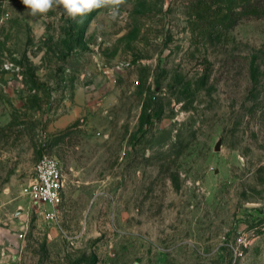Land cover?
<instances>
[{
	"label": "rangeland",
	"instance_id": "obj_1",
	"mask_svg": "<svg viewBox=\"0 0 264 264\" xmlns=\"http://www.w3.org/2000/svg\"><path fill=\"white\" fill-rule=\"evenodd\" d=\"M198 2L0 0V264H264V17ZM43 154L57 206L29 195Z\"/></svg>",
	"mask_w": 264,
	"mask_h": 264
},
{
	"label": "built area",
	"instance_id": "obj_2",
	"mask_svg": "<svg viewBox=\"0 0 264 264\" xmlns=\"http://www.w3.org/2000/svg\"><path fill=\"white\" fill-rule=\"evenodd\" d=\"M65 176L59 160L50 154H43L34 165L29 195L38 204L57 206L63 200ZM47 218L54 219L56 211L49 210Z\"/></svg>",
	"mask_w": 264,
	"mask_h": 264
},
{
	"label": "clouds",
	"instance_id": "obj_3",
	"mask_svg": "<svg viewBox=\"0 0 264 264\" xmlns=\"http://www.w3.org/2000/svg\"><path fill=\"white\" fill-rule=\"evenodd\" d=\"M30 16H44L53 9L60 10L69 19L83 22V18L93 10L106 8L111 18L119 15L121 6L127 0H22Z\"/></svg>",
	"mask_w": 264,
	"mask_h": 264
},
{
	"label": "trees",
	"instance_id": "obj_4",
	"mask_svg": "<svg viewBox=\"0 0 264 264\" xmlns=\"http://www.w3.org/2000/svg\"><path fill=\"white\" fill-rule=\"evenodd\" d=\"M199 8L214 12L218 25H234L243 16L264 17V0H199L197 12Z\"/></svg>",
	"mask_w": 264,
	"mask_h": 264
},
{
	"label": "water",
	"instance_id": "obj_5",
	"mask_svg": "<svg viewBox=\"0 0 264 264\" xmlns=\"http://www.w3.org/2000/svg\"><path fill=\"white\" fill-rule=\"evenodd\" d=\"M220 144H221V140L217 142L216 150H219L220 149Z\"/></svg>",
	"mask_w": 264,
	"mask_h": 264
}]
</instances>
